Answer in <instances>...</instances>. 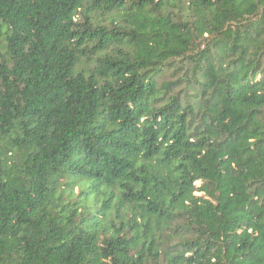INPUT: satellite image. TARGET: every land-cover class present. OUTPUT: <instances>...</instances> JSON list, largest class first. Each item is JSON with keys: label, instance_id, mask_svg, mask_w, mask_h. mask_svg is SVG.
Here are the masks:
<instances>
[{"label": "trees", "instance_id": "16d2710c", "mask_svg": "<svg viewBox=\"0 0 264 264\" xmlns=\"http://www.w3.org/2000/svg\"><path fill=\"white\" fill-rule=\"evenodd\" d=\"M0 35V264H264V0H0Z\"/></svg>", "mask_w": 264, "mask_h": 264}, {"label": "rangeland", "instance_id": "374dc122", "mask_svg": "<svg viewBox=\"0 0 264 264\" xmlns=\"http://www.w3.org/2000/svg\"><path fill=\"white\" fill-rule=\"evenodd\" d=\"M6 31H7V28L3 27L2 31H1V34H4ZM3 40H4V36L0 35V45L2 44Z\"/></svg>", "mask_w": 264, "mask_h": 264}]
</instances>
